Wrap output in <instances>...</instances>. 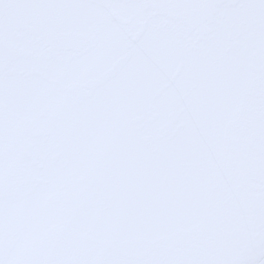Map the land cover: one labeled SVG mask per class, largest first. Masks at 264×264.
I'll list each match as a JSON object with an SVG mask.
<instances>
[{"label": "snow or ice", "instance_id": "6c2138e0", "mask_svg": "<svg viewBox=\"0 0 264 264\" xmlns=\"http://www.w3.org/2000/svg\"><path fill=\"white\" fill-rule=\"evenodd\" d=\"M0 264H264V0H0Z\"/></svg>", "mask_w": 264, "mask_h": 264}]
</instances>
